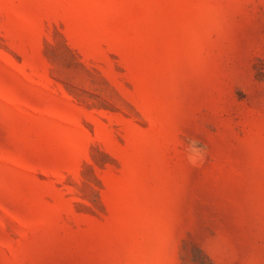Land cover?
<instances>
[{"label":"rangeland","instance_id":"374dc122","mask_svg":"<svg viewBox=\"0 0 264 264\" xmlns=\"http://www.w3.org/2000/svg\"><path fill=\"white\" fill-rule=\"evenodd\" d=\"M0 264H264V0H0Z\"/></svg>","mask_w":264,"mask_h":264},{"label":"clouds","instance_id":"9594fccd","mask_svg":"<svg viewBox=\"0 0 264 264\" xmlns=\"http://www.w3.org/2000/svg\"><path fill=\"white\" fill-rule=\"evenodd\" d=\"M193 163L195 162V161H192Z\"/></svg>","mask_w":264,"mask_h":264}]
</instances>
